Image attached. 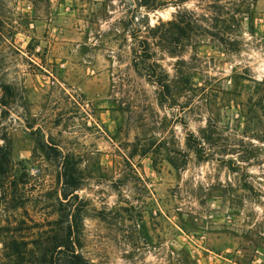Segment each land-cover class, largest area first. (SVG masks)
Returning <instances> with one entry per match:
<instances>
[{
  "label": "rangeland",
  "instance_id": "rangeland-1",
  "mask_svg": "<svg viewBox=\"0 0 264 264\" xmlns=\"http://www.w3.org/2000/svg\"><path fill=\"white\" fill-rule=\"evenodd\" d=\"M78 209L94 264H264V0H0V264Z\"/></svg>",
  "mask_w": 264,
  "mask_h": 264
},
{
  "label": "trees",
  "instance_id": "trees-1",
  "mask_svg": "<svg viewBox=\"0 0 264 264\" xmlns=\"http://www.w3.org/2000/svg\"><path fill=\"white\" fill-rule=\"evenodd\" d=\"M136 63H138L137 60ZM143 68H145V66ZM68 165L67 157H64L62 160V169L60 171V176L62 177L64 183V188L62 190L63 198H67V196L70 194L67 186H73V189L75 190L79 185V179H76L73 176L74 173L72 168H70ZM82 224V212L78 209L73 213L66 226V231L58 240V246L60 248L57 251V256L55 255L48 264H94L88 260L81 251L76 249L74 241L71 239L74 232H76V234L79 236L82 229Z\"/></svg>",
  "mask_w": 264,
  "mask_h": 264
}]
</instances>
